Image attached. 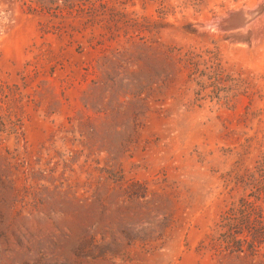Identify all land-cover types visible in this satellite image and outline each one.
I'll list each match as a JSON object with an SVG mask.
<instances>
[{"label":"rangeland","instance_id":"rangeland-1","mask_svg":"<svg viewBox=\"0 0 264 264\" xmlns=\"http://www.w3.org/2000/svg\"><path fill=\"white\" fill-rule=\"evenodd\" d=\"M0 264H264V0H0Z\"/></svg>","mask_w":264,"mask_h":264}]
</instances>
